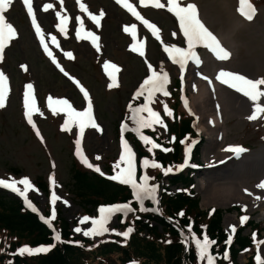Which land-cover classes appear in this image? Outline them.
<instances>
[{"label": "rangeland", "instance_id": "rangeland-1", "mask_svg": "<svg viewBox=\"0 0 264 264\" xmlns=\"http://www.w3.org/2000/svg\"><path fill=\"white\" fill-rule=\"evenodd\" d=\"M128 2L135 7L139 6V0H128ZM253 2L256 15L252 19L245 20L235 9V0H183L185 5L193 3L197 6L199 17L207 24L208 29L214 32L220 45L231 55L228 59H218L216 54L206 47L200 49L199 54L196 55L200 63L197 64L190 59L188 69L181 70L161 65L162 69L168 71L169 83L166 85V90L172 95L167 97L160 92L155 93L151 107L160 114L166 129L159 124L154 125L155 131L146 129L148 133L146 136L155 141L158 127L161 134L169 141L162 145L163 148L172 149L176 144L180 147L178 158H174L179 161L170 158L165 163H161L154 160L148 152L150 146L136 148L125 137L128 132H136L133 130L137 127L132 119L133 109L141 106L139 102H134L131 107L129 104L136 83L145 74L144 60L135 53L137 39L133 34L122 32V26L133 20L111 0H32L36 18L45 24L46 32L55 25L58 15H67L70 19L71 24L61 32L59 44L51 46L52 58H49L40 55L39 47L29 29L26 12L20 6V2L14 0L7 15L16 28L18 37L6 49V58L0 62V72L7 77L9 89L5 107L0 108V178L9 182H18L27 178L32 188L26 195L37 212H40L39 215L50 220L54 207L56 218L51 223L54 241L51 245L39 244L34 235L10 232L0 226V253L6 250L19 252L24 246L33 249L46 247L51 250L57 246L56 233L60 235L64 226L68 229V240L70 239L73 246H84L85 250H80L79 255L86 259L85 264L122 262L121 248H132L131 242L134 238H140L139 244L143 246L141 238L146 235L144 231H139V227L147 223L146 213L149 211H140V206L129 202L127 204L134 209L133 212L126 216L118 213L107 223V228L114 231L95 237L85 236L83 232L93 227L91 220L100 217V207L122 205L126 202L98 199L96 207H92L87 200L84 202L74 197L72 191L73 174L78 169L89 173L99 167L101 172L95 171L99 174H116L119 169L114 165L120 163L124 151L123 142L127 141L135 154L138 179L147 175L151 178L150 185L158 186L157 201L161 188H168V193L173 196L180 192L190 193L191 190L194 193L192 199L196 201L197 207L193 209L187 207V211L197 209L206 213L204 220L207 221L213 210H220L221 227L228 240L231 237V242H235L240 230L242 232L239 237H248V247L247 245L241 249L236 247L237 254L233 257L227 248L222 252V257L228 258L215 261V264H248V260L256 261L257 255L264 260V189L258 187L264 182V114L257 120H249L248 117L253 114V102L217 79L221 71L240 74L252 80L264 78V0H253ZM48 4L53 7L44 11L45 5ZM81 4L85 5L87 11L81 8ZM164 4L167 5L166 0ZM143 10H146L153 25L159 29V32H163L167 41L181 40L170 38L174 26L170 13L164 8L141 9ZM101 12H103L102 17H100ZM91 16L100 17L99 25L91 19ZM76 28H79L82 36L87 32L98 36L99 48L93 44L91 38L77 39ZM147 50L146 57L152 62L156 63L161 59L156 42L150 41V38H148ZM69 52L72 58L67 56ZM53 58L55 61H52ZM20 62L26 64L21 66ZM105 64H113L119 68L115 74V81L105 69ZM205 77L206 81L209 79L207 81L209 84L206 95L201 96L205 98L203 100L194 94V90L199 80L205 81ZM29 84L33 86L29 104L33 102L35 104L32 123L28 122L23 112L25 92L28 91ZM113 84L115 86H112ZM176 85L178 88L174 90ZM81 88L87 91L88 98L93 103V118L98 127L87 125L77 141L79 122L69 123L70 128L65 130L64 122L69 120L67 106L53 103L50 107L49 98L53 101L67 100L73 109L81 111L86 98ZM260 88L264 90V85ZM224 93L229 97H225ZM181 94L184 96L183 102H186L194 115L195 121L191 123L193 130L170 136L172 126L180 122L173 102L179 101ZM170 102L176 113L171 111L173 115L167 116L164 115V104ZM260 104L264 106V97L260 98ZM215 113L222 117L220 124L222 127L210 124V118ZM140 115L147 117L148 113L144 112ZM120 123L127 125L126 130H117ZM198 125H203L207 130L206 133L198 131ZM207 132L211 135L209 136ZM188 146L192 148L190 159L197 161L201 166L197 168L186 166L181 169ZM229 146H242L247 151L237 157L235 153L225 151ZM77 152H83L85 159L93 167L89 168L87 164L82 166L78 161ZM145 158L163 167L145 168L143 165ZM124 166L121 163V167ZM177 166L184 175L187 174L186 179L189 178V171H193L190 174L192 178L190 185L175 186L170 182L172 179V176H169L170 172L164 174L165 169L168 168L177 171ZM15 169L19 170L15 171ZM53 177L55 185L51 181ZM40 182L47 185L46 190L39 187ZM16 187L20 191L24 190L22 184L17 183ZM53 193L59 198L54 206L51 202ZM144 207L148 208L146 203ZM245 216L248 219L242 223V217ZM84 217L90 219L82 222ZM232 226H235V232H232ZM128 227H133L134 231L127 239L115 234V232L123 233ZM77 228L81 231H75ZM171 242L172 240L169 239L165 241L157 239L153 245L159 247L162 253ZM225 247L224 244L221 249ZM47 252L32 255L25 253L22 256L31 264H38L36 257ZM196 264L204 263L197 260Z\"/></svg>", "mask_w": 264, "mask_h": 264}, {"label": "snow or ice", "instance_id": "snow-or-ice-1", "mask_svg": "<svg viewBox=\"0 0 264 264\" xmlns=\"http://www.w3.org/2000/svg\"><path fill=\"white\" fill-rule=\"evenodd\" d=\"M14 3V0H0V62L3 60V55L5 48L10 44V42L17 38V30L15 27L8 22L6 19L5 13L9 11V9L12 7ZM23 3L27 7V11L29 15L32 18V23L35 26L37 34L40 35L41 42L44 43V36L42 34V30L40 28L39 23L37 22L34 10H33V4L32 0H23ZM117 3H121L122 6H124L128 11H130L134 16L137 17V19H140L149 29L153 31V34L156 36L158 40H160L159 36V29L148 22L147 20H144L143 17L140 15L139 12L136 11L133 4L129 3L128 0H117ZM141 3L144 4V6H148L151 4V6L156 8H165L167 7V10L171 13H173L180 24V28L183 32V35L187 39L188 48L182 49L176 46H165L164 51L168 53V55L172 58L174 63L179 64L180 68L183 70L185 68L186 61L191 58L194 60L195 63L199 64V58L196 56L193 49L196 45L202 44L205 47L209 48L212 52H214L218 59H228L230 58V53L225 50L219 43V41L216 39V37L205 27V25L202 23V21L199 19L198 14V8L193 3H187L186 5L183 3V0H167V5L164 3H161V0H141ZM81 8L84 11H87V8L84 4L80 5ZM53 6L51 4L45 5L44 11H48ZM241 15L245 16L247 19H252L255 9L251 5L250 0H240V9H239ZM103 16V12L100 13V17ZM100 17L97 16H91V19L99 25L100 23ZM61 27L60 31L64 32L65 27L64 25L67 23L66 19L64 17H61ZM128 31V29H125ZM132 32L133 35H135V26H132ZM78 38H91L93 44L99 48V45L97 44V41L99 40V37L96 36L92 32H87L84 36H81L80 32H77ZM55 39V37H53ZM162 42V41H161ZM163 43V42H162ZM144 47L143 44L140 45V48L142 49ZM45 51L48 52L49 56H52V52L48 50L47 44H45ZM141 55H144L143 51H140ZM67 56L69 58H72V54L69 52L67 53ZM54 59V58H53ZM112 69V72L109 73V75L112 77L113 81H115V73L119 71V68L116 65L113 64H105V69ZM149 68L151 69V76L147 78L143 85L141 86V89L136 93V96L139 97L144 94L145 91H147V102L144 103L141 107H137L133 109V116L132 119L137 124V127L133 129L138 134H140V139L145 143V145H151V147L148 149L149 152H152L154 149H161L162 151H171V149L163 148L160 144H157L153 139L150 137L143 135L142 129H152L155 131L154 125L159 124L160 126L164 127L166 129V125L163 124V120L160 117V114L156 111H154L150 104L154 103V93L160 92L164 96L170 95V93L166 90V85L169 83V77L167 73H157L155 69L151 68V65H149ZM63 71V69H61ZM67 75V73H65ZM205 79H207L205 77ZM218 80L221 81V83L227 84L229 87L235 89L237 92L242 93L244 96L248 97L254 105L253 114L248 117L249 120H257L261 117L262 114H264V106L260 104V98L264 97V90H261L260 86L264 85V78H260L257 80H252L249 78H246L243 75L235 74L231 72H225L221 71L217 77ZM112 86H115L113 84ZM28 91L25 92V107L28 109L27 112V118L28 122L32 123V114L33 109L35 108L34 102L30 105L29 104V97L32 95V89L33 86L31 84L27 85ZM9 91L8 85H7V77L0 72V108L5 107V100H6V94ZM81 91L84 93L85 97H88L87 91H85L83 88H81ZM53 103L56 104H63L67 106L68 109V116L69 120L65 124V130L68 128V124L72 122H79L80 126V133L81 135L84 132L85 124L87 123L91 127H98L97 124L94 121L93 115H92V104L91 99L88 98V107L87 111H76L72 108V106L68 103L67 100H56L53 101L51 98H49V106ZM165 112L167 115L172 116L173 113L171 110L167 108V105L164 106ZM55 113V109H53ZM147 112L148 116L144 117L140 115L141 113ZM127 127V125H125ZM37 134L39 135V131L37 130ZM175 138H173L174 140ZM182 143H185L182 141ZM195 143V142H193ZM123 154L120 157V163H117L114 165L116 169H119V171L116 172L115 175L109 177L111 180L119 181L121 184L129 185L133 189L134 196L137 201L140 203V211H150V209L144 207V200L145 199H152L156 200V192L158 186H151L150 185V177L147 175H143L142 178L138 181L136 177V167H135V154L132 152L129 144L127 141L123 142ZM192 148L191 146H188L186 148V160L183 165L180 166L181 169L188 166V159L190 158ZM225 151L235 153L237 157L240 156L243 152L247 151V149L243 148L242 146H229L225 149ZM80 153L78 152V155ZM83 159V162L87 164L89 168H92L93 165L88 163L87 159ZM121 163H123L125 166L121 167ZM143 165L145 168H148L149 166L152 168H162L163 166L155 161H150L149 159L145 158L143 160ZM95 171L101 172V169L99 167L95 168ZM172 169L168 168L165 169L164 174L167 175L169 172H171ZM103 174V173H101ZM22 184L24 185V190L20 192L21 195H25L26 193L32 188L31 182L24 178L20 181H5L0 179V186L10 188L14 192L20 191L16 187V184ZM52 183L55 185V178H52ZM258 187L264 189V182H261V184L258 185ZM59 198L53 193L51 202L53 206L56 204L57 200ZM259 199V197H257ZM28 206L32 208L33 211H37L34 205L31 204V202H28ZM246 210V209H245ZM134 209L127 203L122 205H112V206H102L99 209L100 217L98 219H92L91 223L93 227L89 231H84L83 234L85 236H98V235H104L105 233H108L110 230L107 228V223L110 221L111 217L118 214L123 213L125 216L128 213L133 212ZM214 211V210H213ZM180 215H183V213H180ZM56 218V212L55 208L53 207L52 213H51V219L46 220L45 222L51 226L52 220H55ZM89 217H84L82 222L88 221ZM248 217H242L241 222L247 221ZM75 231L80 232L81 229L77 228ZM134 231L133 227H128L126 231L123 233L115 232L116 235H121L125 239H127L130 234ZM189 231H191V228H189ZM232 232H235V226H232ZM56 240H60V235L57 232L56 233ZM214 241H210L208 236L205 234L203 236V239H196V245L199 250V258L201 261L206 260L207 264H215L216 257L213 256L209 249L212 244H214ZM228 243H231V237H229ZM49 248L46 247H38V248H30L27 246L21 247L19 249V254L23 255L25 253L32 255L36 253L41 252H47L49 251ZM257 264H264V260L261 259L260 255L256 256Z\"/></svg>", "mask_w": 264, "mask_h": 264}, {"label": "trees", "instance_id": "trees-1", "mask_svg": "<svg viewBox=\"0 0 264 264\" xmlns=\"http://www.w3.org/2000/svg\"><path fill=\"white\" fill-rule=\"evenodd\" d=\"M180 118L178 125H173L172 134H182L191 130L190 115L183 106L175 104L174 106ZM138 144L139 141L134 138ZM177 141V139L175 140ZM151 146V145H148ZM179 145H173L171 151L164 152L161 149H154L151 153L155 160L165 163L167 159L176 160L179 153ZM179 161V160H176ZM187 176L179 174L172 177L171 184L179 183L188 184L191 179ZM72 191L77 199L87 200L92 207H96L98 199L102 200H127L130 198L129 191L123 186H118L110 180L99 178L95 175H89L84 172H75L73 174ZM193 192L178 193L176 196L168 193V188H161L157 199L149 201L147 207L151 209L146 213L147 223H143L139 227V231H144L145 235L141 246L140 238H134L131 242L132 248L122 247V262L118 264H126L129 261L138 260L141 264H196L199 258V250L196 245V239H203L206 234L210 241L215 243L210 246V253L216 257V261L227 259L222 257V252L227 248L232 257L237 254V249L249 246L248 237H239L242 230L237 233L235 242L228 243V238L221 227L220 210H214L209 214L208 220H204L206 213L199 212L197 209L187 211L197 207L196 201L192 199ZM183 213V215H180ZM153 222V223H152ZM64 223V220H62ZM0 226L10 232L34 235L36 241L42 245H51L52 230L42 221L35 213L26 210L23 205L12 195H8L0 191ZM191 228V231H189ZM161 229V230H160ZM60 234L61 241L57 242V246L52 248L45 254H40L36 261L38 264H85V258L80 257V250L83 247H74L71 243L66 226L63 227ZM149 238H151L149 240ZM157 241L172 240L164 252L153 244ZM39 240V241H38ZM225 248L221 249L222 246ZM11 249V248H10ZM133 250V251H132ZM134 255V256H133ZM136 257V258H135ZM139 258V259H137ZM253 259V258H251ZM9 261H11L9 263ZM207 264V261H202ZM0 264H31L29 260L20 255L18 251L6 250L0 253ZM248 264H257V261L248 260Z\"/></svg>", "mask_w": 264, "mask_h": 264}, {"label": "bare ground", "instance_id": "bare-ground-1", "mask_svg": "<svg viewBox=\"0 0 264 264\" xmlns=\"http://www.w3.org/2000/svg\"><path fill=\"white\" fill-rule=\"evenodd\" d=\"M203 76V75H202ZM200 78H202V77H200ZM208 78H209V76H208ZM203 80V79H202ZM201 79L199 80L200 82H199V84L197 85V87L195 88V90H194V94H196V96L199 98V97H201L203 94L204 95H206V92H207V84H209L207 81L209 80H207L206 81V79H205V81L207 82V83H205V81H202ZM211 82V81H210ZM215 82V81H214ZM216 84V83H215ZM215 84H213L214 86H215ZM216 86H217V84H216ZM209 87H211L210 85H209ZM210 89V88H209ZM208 89V90H209ZM212 89V88H211ZM216 90V89H215ZM220 90V89H219ZM222 91V90H221ZM220 92V91H219ZM222 92H224V91H222ZM221 92V93H222ZM221 93H219V94H221ZM223 94V93H222ZM225 95L227 94V93H224ZM208 95V94H207ZM224 95V96H225ZM212 96V95H211ZM205 97V96H204ZM225 97H227V95L225 96ZM229 97V96H228ZM227 97V98H228ZM202 98V97H201ZM200 98V99H201ZM222 98H224L223 96H222ZM203 99V98H202ZM205 99V98H204ZM203 99V100H204ZM213 99V98H212ZM211 99V100H212ZM214 99H215V97H214ZM196 100V99H195ZM192 101H194V100H192ZM191 101V102H192ZM208 101V100H207ZM202 102V101H201ZM211 102H213V101H211ZM210 102V103H211ZM196 103V102H195ZM205 102H203V104H204ZM191 104H194V103H191ZM202 104V103H201ZM200 104V105H201ZM196 105V104H195ZM208 105V104H207ZM201 118V117H200ZM221 119H222V117L219 115V114H217V113H215L211 118H210V124L211 125H215V126H218V125H220V124H222V122H221ZM223 120H224V118H223ZM218 127H222L221 125L220 126H218ZM216 127H214V129H215ZM197 129H198V131H204V133H206L205 131H207L205 128H204V126L203 125H198V127H197ZM217 129V128H216ZM219 129V128H218ZM211 130V129H210ZM223 130V129H222ZM209 131V130H208ZM208 133V132H207ZM209 134V133H208ZM211 134H209V136H210ZM208 136V135H207ZM213 137V136H212ZM212 139V138H211ZM216 156V155H215ZM215 157H213V159H214ZM217 159V158H216ZM201 185H203V183L201 182ZM204 186V185H203Z\"/></svg>", "mask_w": 264, "mask_h": 264}]
</instances>
